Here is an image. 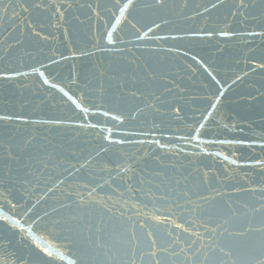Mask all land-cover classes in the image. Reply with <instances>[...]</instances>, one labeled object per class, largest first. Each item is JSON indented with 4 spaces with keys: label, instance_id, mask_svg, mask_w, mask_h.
<instances>
[{
    "label": "water",
    "instance_id": "water-1",
    "mask_svg": "<svg viewBox=\"0 0 264 264\" xmlns=\"http://www.w3.org/2000/svg\"><path fill=\"white\" fill-rule=\"evenodd\" d=\"M261 251L264 0H0V264Z\"/></svg>",
    "mask_w": 264,
    "mask_h": 264
},
{
    "label": "snow or ice",
    "instance_id": "snow-or-ice-1",
    "mask_svg": "<svg viewBox=\"0 0 264 264\" xmlns=\"http://www.w3.org/2000/svg\"><path fill=\"white\" fill-rule=\"evenodd\" d=\"M159 2H160V0H157V3H159ZM125 7H127V5H125ZM211 107L215 108L216 105L213 104V105H211ZM241 235H246V232H242ZM47 254L51 255L50 252ZM226 255H227V253H226ZM254 259H255L256 264H264V251H261V253L258 256L254 257ZM49 264H51V261L49 262Z\"/></svg>",
    "mask_w": 264,
    "mask_h": 264
}]
</instances>
